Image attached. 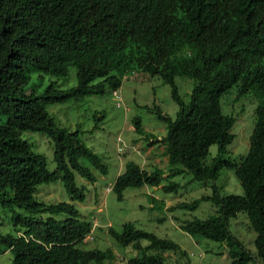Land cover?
Returning a JSON list of instances; mask_svg holds the SVG:
<instances>
[{"label":"trees","instance_id":"trees-1","mask_svg":"<svg viewBox=\"0 0 264 264\" xmlns=\"http://www.w3.org/2000/svg\"><path fill=\"white\" fill-rule=\"evenodd\" d=\"M70 66L76 73L73 86L30 85L31 71L42 81L43 74L67 77ZM134 71L167 83L178 109L171 117L158 105H145L165 124L157 141L165 145L169 172L126 161L112 186L117 199L128 186L161 185L165 192H176L181 185L170 179L175 174L215 181L222 167H230L242 194H221L212 182L210 194L167 208L194 209L200 200H209L213 214L179 226L192 236L225 244L229 264H264V0H0V205L11 212L14 226L12 233L0 231V252L11 251L10 264H106L115 259L111 248L82 247L92 222L73 202L40 200L36 189L60 180L72 200L82 201L85 191L76 174L92 182L90 166L107 171L79 129L58 123L47 105L112 91ZM177 75L193 79L187 100L178 91ZM233 85L239 95L252 91L258 100L248 149L238 162L227 150L235 117L224 114L220 104ZM102 116V111L93 114L95 121ZM132 123L148 139L140 117ZM28 130L44 132L51 140L54 170L23 138ZM211 145L216 151L209 158ZM238 212L245 213L255 232V253L230 231L229 220ZM107 231L136 250L126 264H179L168 261L164 251L187 255L174 240L132 222Z\"/></svg>","mask_w":264,"mask_h":264},{"label":"rangeland","instance_id":"rangeland-1","mask_svg":"<svg viewBox=\"0 0 264 264\" xmlns=\"http://www.w3.org/2000/svg\"><path fill=\"white\" fill-rule=\"evenodd\" d=\"M75 68L69 67L67 77H55L37 71H31L30 85L42 89L49 82L65 88L75 85ZM175 82L184 100L188 99L193 86V79L177 75ZM118 90L122 97V105L116 106L111 91L103 94H87L65 102H55L47 105V110L61 125L71 130L79 129L84 142L97 152L107 166L106 173H100L92 168L94 181H88L76 174V183L84 187L85 199L72 200L64 189L60 180L41 183L36 189V197L46 202L67 200L73 202L81 215L92 222V227L81 243L84 248H111L115 259L106 264H126V259L135 254L131 245L119 244L110 234L108 228L121 230L122 224L132 222L135 226L155 232L158 236L167 237L177 242L180 248L187 252L182 256L179 252L164 251L168 261L173 263L190 264H229L225 244L200 236H192L179 225L184 220L193 218L205 219L215 212V206L209 200H200L194 209L175 208L168 210V206L177 202H191L204 194L211 193V183L214 182L221 194H242V188L230 167H222L215 181L208 179H193L189 173L175 174L171 180L179 182L181 187L176 192H165L161 185L128 186L123 190L122 199H117L112 186L116 176L124 170L125 163L133 160L146 170L158 168L166 175L170 165L167 160L165 145L157 140L165 132V124L154 112L145 108L158 105L160 109L174 117L178 109L173 100L170 87L158 76H150L143 71L127 74ZM220 104L224 114L233 115L235 122L231 132L234 139L227 146L230 158L238 162L248 149L249 136L255 124V110L258 100L252 91L243 95L237 93V86L233 85L220 97ZM103 116L94 120L93 114ZM139 116L148 139L135 131L132 118ZM97 123V124H96ZM96 124V125H95ZM23 138L32 149L46 156L49 170L55 169L53 158V144L44 132L25 131ZM152 141L153 144H148ZM121 149H118V147ZM216 151V145L210 146V158ZM82 163H86L81 159ZM163 180L162 183H166ZM110 187V190H107ZM230 231L236 235L251 252L255 253L253 239L255 232L243 212L229 220ZM0 231L14 232L11 212L0 205ZM146 243L145 240L142 241ZM11 251L0 252V264H10ZM248 264H260L250 261Z\"/></svg>","mask_w":264,"mask_h":264},{"label":"built area","instance_id":"built-area-1","mask_svg":"<svg viewBox=\"0 0 264 264\" xmlns=\"http://www.w3.org/2000/svg\"><path fill=\"white\" fill-rule=\"evenodd\" d=\"M112 95H113V99L115 100V105L116 106H121L122 105V97L121 94L119 92L118 89H114L112 90ZM118 149H121V147L119 146ZM110 187H107V190H109Z\"/></svg>","mask_w":264,"mask_h":264},{"label":"clouds","instance_id":"clouds-1","mask_svg":"<svg viewBox=\"0 0 264 264\" xmlns=\"http://www.w3.org/2000/svg\"><path fill=\"white\" fill-rule=\"evenodd\" d=\"M116 89H118V88H116ZM114 90V89H113ZM111 93H112V91H111ZM110 190V189H109Z\"/></svg>","mask_w":264,"mask_h":264},{"label":"crops","instance_id":"crops-1","mask_svg":"<svg viewBox=\"0 0 264 264\" xmlns=\"http://www.w3.org/2000/svg\"><path fill=\"white\" fill-rule=\"evenodd\" d=\"M143 167V166H142Z\"/></svg>","mask_w":264,"mask_h":264}]
</instances>
